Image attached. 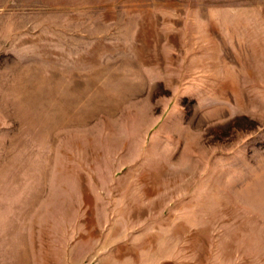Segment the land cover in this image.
<instances>
[{"label":"rangeland","instance_id":"374dc122","mask_svg":"<svg viewBox=\"0 0 264 264\" xmlns=\"http://www.w3.org/2000/svg\"><path fill=\"white\" fill-rule=\"evenodd\" d=\"M0 264H264V0H0Z\"/></svg>","mask_w":264,"mask_h":264}]
</instances>
